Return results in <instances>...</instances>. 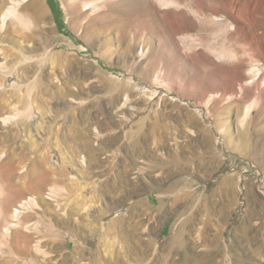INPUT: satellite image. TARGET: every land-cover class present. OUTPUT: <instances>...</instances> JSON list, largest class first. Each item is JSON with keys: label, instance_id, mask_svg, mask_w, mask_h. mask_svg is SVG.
I'll return each instance as SVG.
<instances>
[{"label": "rangeland", "instance_id": "rangeland-1", "mask_svg": "<svg viewBox=\"0 0 264 264\" xmlns=\"http://www.w3.org/2000/svg\"><path fill=\"white\" fill-rule=\"evenodd\" d=\"M172 2L41 0L0 37L27 115L0 123V209L39 201L0 264H264V0Z\"/></svg>", "mask_w": 264, "mask_h": 264}, {"label": "bare ground", "instance_id": "bare-ground-1", "mask_svg": "<svg viewBox=\"0 0 264 264\" xmlns=\"http://www.w3.org/2000/svg\"><path fill=\"white\" fill-rule=\"evenodd\" d=\"M159 1L164 6L173 5L172 0H159ZM78 3L79 5H81L82 10L84 11L83 14H85L86 17H90V16L92 17V15H95L99 11L101 12L104 8L108 6V3H105V0H78ZM40 7H41V0H0V37L4 33H6L9 29L11 30V28H20L21 30H24V31L30 30L33 26L36 25L37 21L40 20L43 14ZM21 8L24 9L25 11H28L29 14L22 13ZM117 9H119V7ZM117 9L115 10L120 13L118 14L119 15L118 18L119 20L123 21L122 19L123 17H121V15L123 16L125 14L123 11H122L123 13L121 14V11ZM26 14L28 15L26 16ZM2 53L3 51H2V48L0 47V59L4 60L5 57L2 56ZM1 65L2 64H0V68H1ZM249 74L252 76L253 79L259 80V76L261 75V69L259 68V66L253 67L252 69H250ZM2 90H4L5 92L0 93V123L7 124L14 120H21L24 118V116H27L24 114L25 112L21 111L20 108H18V105L14 104L12 101H10V99L6 101L7 106L4 107L2 105L3 104L2 98L4 97L3 99H6L8 92H12L16 90L17 92L21 93L22 91V88L17 82L16 77L14 79V77L9 76V80L6 85L0 84V91ZM256 99H254V101L251 102L246 107L244 119H246L252 113L253 109L256 107V104H257ZM126 107L127 106L124 103L121 106L119 113L122 114L123 110ZM27 109H28V104H27ZM0 154H2V152ZM2 157L3 155H0V159ZM34 187H35L34 183L32 182L27 184V188L31 190H33ZM53 193H54V189L51 190V194H49V196L53 197ZM38 207H39L38 199L36 197H31L29 200L23 201L18 206V208L14 209L12 215L9 218H6V216L4 215V212L0 209V225L3 222L5 223L1 231L2 232L1 238H6V237L8 238L12 236L13 234H15L14 237L18 243L21 241L25 245H28L29 241L31 240L30 234L32 233L33 230H34L33 232H35V228H37V225L35 223L26 222L25 218H26V215L33 212V210ZM109 210L113 211L115 210V207H110ZM122 220H123L122 218H115V219L113 218L108 229H106V232L103 234V236L105 234L111 235V239L113 241L112 243L116 242V239L118 237L117 234L122 235V232L121 233L117 232V229L119 228L118 226L119 224L122 223ZM129 227H131L129 237H131L132 240L136 239L137 242H140V234H138V232L140 231V222L136 223L135 225H129ZM2 241H0V247H1ZM40 241L41 240L38 239L37 243L35 242L36 251H41L39 247ZM109 255L112 256L111 251L109 252Z\"/></svg>", "mask_w": 264, "mask_h": 264}]
</instances>
